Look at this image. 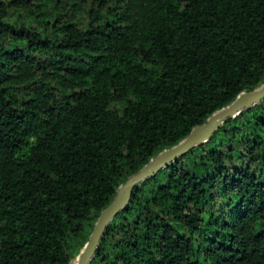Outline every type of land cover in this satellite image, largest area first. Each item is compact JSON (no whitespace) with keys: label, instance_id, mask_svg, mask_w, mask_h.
<instances>
[{"label":"trees","instance_id":"16d2710c","mask_svg":"<svg viewBox=\"0 0 264 264\" xmlns=\"http://www.w3.org/2000/svg\"><path fill=\"white\" fill-rule=\"evenodd\" d=\"M263 83L264 0H0V264H77L129 176ZM90 264H264V99L139 184Z\"/></svg>","mask_w":264,"mask_h":264},{"label":"water","instance_id":"95a60500","mask_svg":"<svg viewBox=\"0 0 264 264\" xmlns=\"http://www.w3.org/2000/svg\"><path fill=\"white\" fill-rule=\"evenodd\" d=\"M263 99L264 83L253 90L242 91L228 105L212 113L205 122L196 125L185 138L161 151L129 176L119 186L114 199L100 212L89 239L79 253L80 264L91 263L107 228L117 214L127 208L133 191L139 184L155 176L162 168L189 152L194 146L209 140L227 119L237 116L243 109L250 108Z\"/></svg>","mask_w":264,"mask_h":264},{"label":"bare ground","instance_id":"6f19581e","mask_svg":"<svg viewBox=\"0 0 264 264\" xmlns=\"http://www.w3.org/2000/svg\"><path fill=\"white\" fill-rule=\"evenodd\" d=\"M77 264H80V255H79V259H78V262H77Z\"/></svg>","mask_w":264,"mask_h":264},{"label":"rangeland","instance_id":"374dc122","mask_svg":"<svg viewBox=\"0 0 264 264\" xmlns=\"http://www.w3.org/2000/svg\"><path fill=\"white\" fill-rule=\"evenodd\" d=\"M78 255V254H77Z\"/></svg>","mask_w":264,"mask_h":264}]
</instances>
